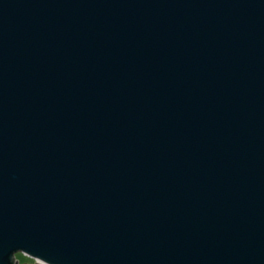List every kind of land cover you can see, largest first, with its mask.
I'll list each match as a JSON object with an SVG mask.
<instances>
[{"label": "water", "instance_id": "obj_1", "mask_svg": "<svg viewBox=\"0 0 264 264\" xmlns=\"http://www.w3.org/2000/svg\"><path fill=\"white\" fill-rule=\"evenodd\" d=\"M264 264V0H0V264Z\"/></svg>", "mask_w": 264, "mask_h": 264}, {"label": "rangeland", "instance_id": "obj_2", "mask_svg": "<svg viewBox=\"0 0 264 264\" xmlns=\"http://www.w3.org/2000/svg\"><path fill=\"white\" fill-rule=\"evenodd\" d=\"M16 257L19 260L20 264H25V263H33L34 259L31 257L26 256L23 253H16Z\"/></svg>", "mask_w": 264, "mask_h": 264}, {"label": "flooded vegetation", "instance_id": "obj_3", "mask_svg": "<svg viewBox=\"0 0 264 264\" xmlns=\"http://www.w3.org/2000/svg\"><path fill=\"white\" fill-rule=\"evenodd\" d=\"M35 262V260L33 261V263ZM24 264V263H23Z\"/></svg>", "mask_w": 264, "mask_h": 264}]
</instances>
